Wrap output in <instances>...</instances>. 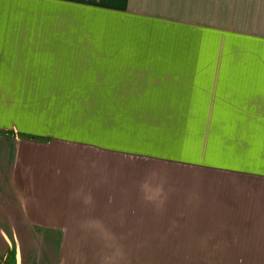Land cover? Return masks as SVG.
I'll list each match as a JSON object with an SVG mask.
<instances>
[{
    "label": "crops",
    "instance_id": "crops-1",
    "mask_svg": "<svg viewBox=\"0 0 264 264\" xmlns=\"http://www.w3.org/2000/svg\"><path fill=\"white\" fill-rule=\"evenodd\" d=\"M136 1L0 0V264H61L65 228L82 225L85 194L97 202L77 188H142L141 172L130 184L108 175L124 148L77 137V98L177 114L174 128L188 114L200 129L264 128V59L253 56L264 29L247 22L264 0H183L173 13ZM165 160L178 167L171 188H219L179 172L217 174L218 159Z\"/></svg>",
    "mask_w": 264,
    "mask_h": 264
},
{
    "label": "rangeland",
    "instance_id": "rangeland-1",
    "mask_svg": "<svg viewBox=\"0 0 264 264\" xmlns=\"http://www.w3.org/2000/svg\"><path fill=\"white\" fill-rule=\"evenodd\" d=\"M136 2L173 13L183 0ZM257 13L258 19L247 22L264 29V9ZM171 35L164 32V40ZM253 47V56L264 59V43ZM123 99L77 98L76 134L124 148L129 155H110L108 175H123L130 184L141 172L142 188H77L94 192L97 202L85 194L90 211L78 220L82 225L65 228L61 264H264V128L200 129L196 114H188L183 128H174L177 114L124 113ZM167 155L218 159L220 173L186 166L179 172L194 182L196 176L211 175L219 188H171L178 167L165 160ZM150 178L157 184L149 187Z\"/></svg>",
    "mask_w": 264,
    "mask_h": 264
}]
</instances>
